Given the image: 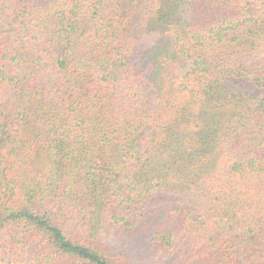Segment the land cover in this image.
Wrapping results in <instances>:
<instances>
[{
	"label": "trees",
	"instance_id": "obj_1",
	"mask_svg": "<svg viewBox=\"0 0 264 264\" xmlns=\"http://www.w3.org/2000/svg\"><path fill=\"white\" fill-rule=\"evenodd\" d=\"M264 0H0V264H264Z\"/></svg>",
	"mask_w": 264,
	"mask_h": 264
},
{
	"label": "rangeland",
	"instance_id": "obj_2",
	"mask_svg": "<svg viewBox=\"0 0 264 264\" xmlns=\"http://www.w3.org/2000/svg\"><path fill=\"white\" fill-rule=\"evenodd\" d=\"M225 86L233 93L244 96L263 97L264 87L255 86L250 80L243 78H230L225 81Z\"/></svg>",
	"mask_w": 264,
	"mask_h": 264
}]
</instances>
